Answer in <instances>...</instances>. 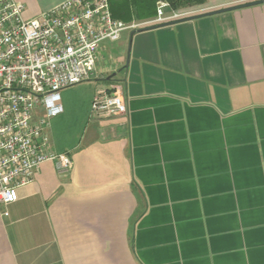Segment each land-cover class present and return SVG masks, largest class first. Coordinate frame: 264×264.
Wrapping results in <instances>:
<instances>
[{"label": "crops", "instance_id": "0c3cea01", "mask_svg": "<svg viewBox=\"0 0 264 264\" xmlns=\"http://www.w3.org/2000/svg\"><path fill=\"white\" fill-rule=\"evenodd\" d=\"M16 1L32 19L64 0ZM255 1L205 0L101 45L48 119L72 169L45 162L18 188L0 264H264V3L219 12ZM99 91L127 113L92 114Z\"/></svg>", "mask_w": 264, "mask_h": 264}, {"label": "built area", "instance_id": "2783aa9c", "mask_svg": "<svg viewBox=\"0 0 264 264\" xmlns=\"http://www.w3.org/2000/svg\"><path fill=\"white\" fill-rule=\"evenodd\" d=\"M164 1L146 23H124L112 17L109 0H64L32 19L16 0H0V214L18 200V188L29 184L40 166L54 163L59 173L72 169L66 154L50 152L48 119L63 112L60 93L90 81L103 43H116L126 31L177 20ZM42 107L45 118H36ZM90 111L103 117L127 113L124 99L99 91Z\"/></svg>", "mask_w": 264, "mask_h": 264}, {"label": "trees", "instance_id": "16d2710c", "mask_svg": "<svg viewBox=\"0 0 264 264\" xmlns=\"http://www.w3.org/2000/svg\"><path fill=\"white\" fill-rule=\"evenodd\" d=\"M172 11H178L204 4L205 0H162ZM155 0H109L114 19L129 23L152 18L156 14Z\"/></svg>", "mask_w": 264, "mask_h": 264}, {"label": "water", "instance_id": "95a60500", "mask_svg": "<svg viewBox=\"0 0 264 264\" xmlns=\"http://www.w3.org/2000/svg\"><path fill=\"white\" fill-rule=\"evenodd\" d=\"M261 3H264V0H262V1H255V2H252V3H249V4H245V5H241V6H237V7H233V8H229V9H225V10H222V11H219V12H225V11H230V10H235V9H240V8H245V7L256 6V5H259ZM183 20H188V19H183ZM183 20H181V21H183ZM181 21H179V22H181ZM166 24H169V23H166ZM144 30H148V28H146V29H139V30H136V31H132L131 34H134L135 32L144 31Z\"/></svg>", "mask_w": 264, "mask_h": 264}]
</instances>
